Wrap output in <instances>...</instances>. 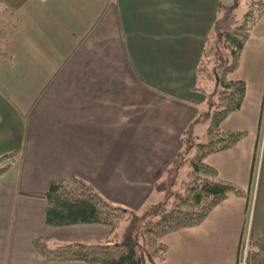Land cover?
Segmentation results:
<instances>
[{
  "label": "crops",
  "instance_id": "0c3cea01",
  "mask_svg": "<svg viewBox=\"0 0 264 264\" xmlns=\"http://www.w3.org/2000/svg\"><path fill=\"white\" fill-rule=\"evenodd\" d=\"M223 1L0 0V157L15 154L0 178V264H64L33 249L38 237L93 243L110 235L103 225L48 227L43 196L52 182L81 180L129 210L161 201L156 185L182 152L183 134L207 127L212 102L197 89V70L219 29L235 21ZM230 75L245 83V96L220 129L249 133L205 162L250 192L264 16ZM249 197H229L200 225L166 235V261L236 264ZM256 217L252 229L261 231Z\"/></svg>",
  "mask_w": 264,
  "mask_h": 264
},
{
  "label": "trees",
  "instance_id": "16d2710c",
  "mask_svg": "<svg viewBox=\"0 0 264 264\" xmlns=\"http://www.w3.org/2000/svg\"><path fill=\"white\" fill-rule=\"evenodd\" d=\"M239 0H234V5ZM245 11L239 23L231 20L219 29V46L207 45L198 66L197 75L202 93L214 86L216 100L209 113V125L201 138L185 135L182 152L165 173V179L156 185L164 192V200L147 208L139 216L132 210L110 203L90 184L74 179L68 183L52 182L43 199L44 220L51 228L78 225H103L110 235L100 242L56 243L47 237L32 241L33 249L47 262L78 264H169L163 238L185 228L200 225L219 203L229 197L248 198L249 191L237 184L222 180L205 158L235 147L247 136L246 131L223 132L221 122L240 109L245 96V83L230 80L228 75L239 66L241 54L255 24L264 16V0H243ZM215 60V62H214ZM213 62V63H212ZM213 91V89H211ZM211 91V92H212ZM201 139V140H199ZM186 159L187 179L176 183V171L182 156ZM15 159L14 153L0 157V178ZM183 163V161L181 162ZM157 217L156 220H152ZM125 222L123 238L118 240L115 227ZM239 243L237 262L241 257ZM245 264H264V236L248 242Z\"/></svg>",
  "mask_w": 264,
  "mask_h": 264
},
{
  "label": "rangeland",
  "instance_id": "374dc122",
  "mask_svg": "<svg viewBox=\"0 0 264 264\" xmlns=\"http://www.w3.org/2000/svg\"><path fill=\"white\" fill-rule=\"evenodd\" d=\"M243 3H244V1L241 0L240 4H239V8L234 5L233 10H232V5L234 4V1L233 0H224L223 1L224 5H230L231 12L233 14L232 16L235 18V21L237 23H239L240 18L245 11ZM214 44L219 46V39H215ZM214 62H215V60H214ZM230 76L231 75L229 74L228 79L230 78ZM211 89H213V91ZM211 89L208 91L209 96H206L209 99V102H212L210 104V108L216 100L214 86H212ZM256 109H257V115L255 118L256 119L255 122H256V127L258 128V138H257V145L255 147L256 148L255 149V160H254V164H253V171H252V178H251V189L249 192L250 197H249L248 210H247V222H246V228H245V233H246L245 237H247V238L249 237L250 232L252 233V236H251L252 238H256L255 236H258L259 234L264 233V226L261 229V231H259V229H256V231H254L255 228L252 229V221L254 218V223H255V220L257 219V217H256L257 214L262 217V219H263L262 221L264 224V95H263V91H261L259 101H258V105H257ZM250 111H253V109H252V107H250L247 104L246 108L244 110H242L240 113L243 112L244 117H246V116H248ZM204 116L206 118L205 114H204ZM208 125H209V119L207 118V126ZM256 127H255L254 134H256ZM247 128L248 127H245L244 131L249 133ZM197 136H198V138H201L202 134L200 133ZM199 140H201V139H199ZM254 140H255V138H254ZM192 155H193V150H191V152L188 155L182 156L180 158V160H179L180 164L177 168L176 175H175L177 184L179 182L187 179V174H188L189 169H188L186 159L190 158ZM182 161H183V163H181ZM162 193L165 194L164 192H162ZM160 200L161 201H159L158 203H150V204L155 206V205L161 203L164 200V197H162ZM143 207H144V209L141 211H135V210H132V211L139 216H143V215L148 216L149 214H146V213H148L147 208H149V204H147ZM145 211H146V213H144ZM156 219H157V217H155L152 220H156ZM125 228H126L125 222H119L116 225L115 232L117 234L118 240H121L123 238ZM247 247H248V245H247ZM70 264H78V263H70Z\"/></svg>",
  "mask_w": 264,
  "mask_h": 264
},
{
  "label": "built area",
  "instance_id": "2783aa9c",
  "mask_svg": "<svg viewBox=\"0 0 264 264\" xmlns=\"http://www.w3.org/2000/svg\"><path fill=\"white\" fill-rule=\"evenodd\" d=\"M247 239L243 243V249H242V254H241V264H245V259H246V253H247Z\"/></svg>",
  "mask_w": 264,
  "mask_h": 264
}]
</instances>
